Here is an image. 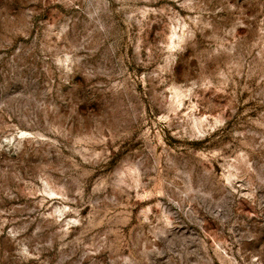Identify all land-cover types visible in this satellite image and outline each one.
<instances>
[{"label": "rangeland", "instance_id": "1", "mask_svg": "<svg viewBox=\"0 0 264 264\" xmlns=\"http://www.w3.org/2000/svg\"><path fill=\"white\" fill-rule=\"evenodd\" d=\"M0 264H264V0H0Z\"/></svg>", "mask_w": 264, "mask_h": 264}]
</instances>
